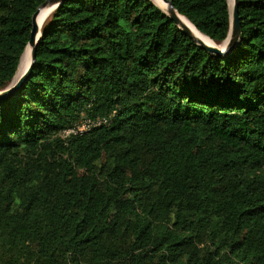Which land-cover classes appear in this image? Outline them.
<instances>
[{
    "label": "trees",
    "instance_id": "trees-1",
    "mask_svg": "<svg viewBox=\"0 0 264 264\" xmlns=\"http://www.w3.org/2000/svg\"><path fill=\"white\" fill-rule=\"evenodd\" d=\"M44 1L0 0V90ZM170 1L224 42L227 0ZM238 2L223 55L152 0L49 13L0 98V264H264V0Z\"/></svg>",
    "mask_w": 264,
    "mask_h": 264
},
{
    "label": "water",
    "instance_id": "water-1",
    "mask_svg": "<svg viewBox=\"0 0 264 264\" xmlns=\"http://www.w3.org/2000/svg\"><path fill=\"white\" fill-rule=\"evenodd\" d=\"M62 1H64V0H45L36 8L34 13L32 14L31 29L29 32V38H28L26 47L24 49V52L21 56V59H22V57H24L26 54H28L29 55V63L27 65V67L25 68V70L22 72V74L18 77V79L15 82H13V83L11 82L6 88L0 90V98H4V97L9 96L12 93H14L17 90V88L19 87V85L26 79V77L31 72L32 68L34 67L36 44H37L38 39L40 37L41 27L43 24V22L41 23V26L38 24L37 17L40 13V10L45 6H52V10H53ZM163 1L168 3L169 11L168 12L165 11V12L174 21V23H176L181 28V30L184 31L187 35H189V37H191L198 45H200L202 48L208 50L209 52L215 53L217 55H223V54L227 53L232 48V46L236 43V41L238 40L239 34H240V23H239V17H238V6H239L238 0H233V9H232V14H231L232 16L230 18V29H229L228 36L224 40V45L222 47L218 46V44H216L210 38L209 39L213 42V44H205V43L197 40L186 27H184L183 25H180L178 23V20L175 16L176 10L173 8L171 1L170 0H163ZM229 14H230V11H229ZM21 59H20V61H21ZM19 64H20V62H19ZM19 64H18V67H19Z\"/></svg>",
    "mask_w": 264,
    "mask_h": 264
},
{
    "label": "bare ground",
    "instance_id": "bare-ground-1",
    "mask_svg": "<svg viewBox=\"0 0 264 264\" xmlns=\"http://www.w3.org/2000/svg\"><path fill=\"white\" fill-rule=\"evenodd\" d=\"M163 1V0H162ZM229 1V0H228ZM165 2V1H163ZM168 6V3L165 2ZM52 10V6H45L40 10V13L37 17L38 19V24L41 26V23L44 22L45 18L48 16V14L50 13V11ZM169 11V6H168V10ZM175 16L178 20V23L180 25H183L184 27H186L190 33L199 41L205 43V44H210V39L208 37H206L205 35H203L202 33H200L185 17L181 16L180 14L176 13L175 11ZM213 43V42H212Z\"/></svg>",
    "mask_w": 264,
    "mask_h": 264
},
{
    "label": "built area",
    "instance_id": "built-area-1",
    "mask_svg": "<svg viewBox=\"0 0 264 264\" xmlns=\"http://www.w3.org/2000/svg\"><path fill=\"white\" fill-rule=\"evenodd\" d=\"M107 122V118L102 117V118H96L94 120L90 119H81L74 125L67 127L61 131V134L66 136L70 134H76L80 133L83 131H87L91 128H94L96 126H99L101 124H105Z\"/></svg>",
    "mask_w": 264,
    "mask_h": 264
},
{
    "label": "rangeland",
    "instance_id": "rangeland-1",
    "mask_svg": "<svg viewBox=\"0 0 264 264\" xmlns=\"http://www.w3.org/2000/svg\"><path fill=\"white\" fill-rule=\"evenodd\" d=\"M154 3H156L158 6H160L162 8V10L164 11H167L168 10V6L165 2H163L162 0H152ZM228 2V7H229V11H230V18H231V14H232V9H233V0H227ZM47 18V17H46ZM45 18V19H46ZM210 44H213L212 41H210ZM224 45V42L222 43H219L218 46H223ZM29 63V55L26 54L24 57H22L21 61H20V64H19V67H18V71L16 72L14 78H13V82H15L18 77L22 74V72L25 70V68L27 67Z\"/></svg>",
    "mask_w": 264,
    "mask_h": 264
}]
</instances>
